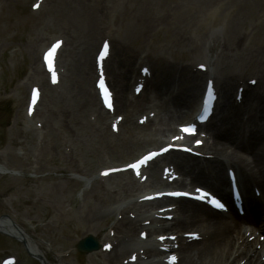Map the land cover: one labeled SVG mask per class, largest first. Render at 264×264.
Segmentation results:
<instances>
[{"label": "rangeland", "instance_id": "374dc122", "mask_svg": "<svg viewBox=\"0 0 264 264\" xmlns=\"http://www.w3.org/2000/svg\"><path fill=\"white\" fill-rule=\"evenodd\" d=\"M107 35L110 81L122 82L117 74L136 75L145 66L153 88L204 61L217 81L257 76L258 94H264V0H0V168L7 171L0 173V215L30 235L47 264H120L129 246L148 252L145 264L164 257L153 253L155 246H139L138 233L146 227L126 232L123 219H151L153 205L137 202L143 187L134 191L138 182L128 174L98 175L161 144L147 146L152 137L134 121L111 134L99 116L108 117L93 97V60ZM56 41L60 75L52 83L41 70V49ZM33 84L41 98L28 115ZM158 111L157 119L165 107ZM117 114L111 118L124 116ZM132 140L147 142L145 149L133 153ZM161 164L149 170L152 186ZM87 233L104 240L111 253H78L75 246ZM12 256L15 264H41L0 234V263Z\"/></svg>", "mask_w": 264, "mask_h": 264}, {"label": "bare ground", "instance_id": "6f19581e", "mask_svg": "<svg viewBox=\"0 0 264 264\" xmlns=\"http://www.w3.org/2000/svg\"><path fill=\"white\" fill-rule=\"evenodd\" d=\"M107 36L111 38V36ZM129 74L128 72H121L117 75L121 77L123 81L121 82L117 78L113 82L116 104L113 110L125 116L118 123L123 130L129 128L130 123L134 121V116L141 112L144 104L152 102L151 98L148 96L150 92L147 88H144L137 98L134 97L132 99L133 101L124 99V92L126 90L129 91L127 87L130 81L127 77ZM194 77L197 78L199 76L186 77V75H183L179 71L172 74L171 81H183L187 79L192 81ZM252 79L256 80L257 85V77ZM167 83L168 81H165L162 85L157 86L156 91L158 92L156 98L165 106L169 105L172 110L170 113H167L165 117H161L156 121L151 117H147L143 122L138 121L142 131L147 132L153 139H148V143H141L139 141L137 142L138 145H133L132 140L129 148L132 149L133 153L145 149L146 143L147 146L159 143L162 137H165L167 133H171L175 129V125L185 122L190 117V111L195 104L196 92H188L184 99L177 96L175 98L170 97L165 99L162 95L165 96L170 92L169 85H171V83ZM234 83H236L235 78L228 77L223 79L225 94L230 93L229 91L234 88ZM240 87L241 89H239L238 92L242 93L245 91L244 96L239 94L243 100V108L224 110L219 116L218 125L216 124L213 129L210 130L213 142L211 145H208L211 151L208 153L209 155H207L206 148L204 147L203 150H205V152H199L198 156H184L180 153L173 152L169 154L167 158H169L170 162L176 168L181 170H197L200 167L208 168L211 174L215 175L205 177L204 179L199 178V176L195 177L197 181H201V183H204L206 186H211L214 182H218L220 186L223 185L227 182L223 173L226 171L225 169L230 168L235 170L238 181L246 185H254L259 192V195L252 197L249 206L250 209H252V215L243 219L234 216L226 220L220 214L208 211L203 205L196 203L178 205L176 207L177 213L184 214V218L179 219L173 217L170 221L160 220L163 224L159 227L162 232H173L170 234L194 233L193 236H184L179 239L181 245L179 244L171 251L174 253L177 252L180 256L177 264H264V245L258 240L253 241L248 238L251 236L252 231L255 230L264 234V117L259 119L258 124L250 126H247L241 117L244 113L251 118H248L247 121L252 123L255 121V114L258 112L260 113L263 109L261 107L262 103L259 105L256 103L255 106L253 105L256 98L252 95H255L256 87L247 86L246 89H243V86ZM178 94L182 96L184 92H179ZM249 98H251V104ZM126 108L130 110L126 112ZM99 116L105 120V128H109L110 130L114 125L117 128V120H108L106 117L102 116V113H100ZM157 137H160V139ZM135 140H138V138ZM139 140H141V138H139ZM223 153L228 154L225 156ZM239 153L246 154L249 160L243 158V156H238ZM138 188L139 186L135 187V191H137ZM6 221L7 219L0 216V233L18 239L23 237L27 246L32 251H36L34 247L29 244L30 237L10 227L6 224ZM123 221L125 222L124 225L128 233H132L140 226L137 221L131 219H123ZM248 230L250 234L246 235ZM148 232L149 235L146 241L152 237V232L150 230H148ZM122 243L124 242H121V244ZM133 250V246H129L123 251L132 252ZM99 253L101 254L102 252L99 251L98 254ZM153 253L156 254L157 251ZM35 255L41 257L38 253Z\"/></svg>", "mask_w": 264, "mask_h": 264}, {"label": "water", "instance_id": "95a60500", "mask_svg": "<svg viewBox=\"0 0 264 264\" xmlns=\"http://www.w3.org/2000/svg\"><path fill=\"white\" fill-rule=\"evenodd\" d=\"M86 244L90 248L93 247L94 249H96L98 247V245L94 241H92L91 239H89L88 241H86Z\"/></svg>", "mask_w": 264, "mask_h": 264}, {"label": "snow or ice", "instance_id": "6c2138e0", "mask_svg": "<svg viewBox=\"0 0 264 264\" xmlns=\"http://www.w3.org/2000/svg\"><path fill=\"white\" fill-rule=\"evenodd\" d=\"M100 86H101V88H103V87H104V84H103V82L101 83V85H100ZM105 95H107V93H105ZM184 131H190V129H187V128H186V129H184ZM214 203H215V202H214ZM217 206H219V205H217Z\"/></svg>", "mask_w": 264, "mask_h": 264}]
</instances>
